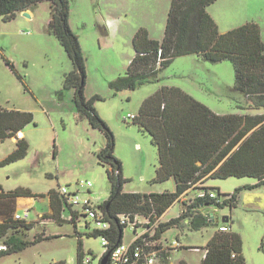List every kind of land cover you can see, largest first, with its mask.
<instances>
[{"label":"rangeland","instance_id":"1","mask_svg":"<svg viewBox=\"0 0 264 264\" xmlns=\"http://www.w3.org/2000/svg\"><path fill=\"white\" fill-rule=\"evenodd\" d=\"M170 2L65 0L68 24L84 56V96H97L93 106L113 134V154L121 163L123 192L149 194L175 189L172 179L152 181L158 163L157 148L147 132L131 119H124L129 113L136 115L142 101L161 86L179 87L217 114L261 112L241 108L242 98L233 89L235 71L230 60L212 62L201 54L173 57L160 71L158 81L142 83L135 89L115 90L110 85L125 74L134 55L132 38L139 28L147 29L154 39H162ZM209 6L207 11L215 15L220 32L253 21L260 26L264 41V0H215ZM30 15L20 12L8 21L0 18V109L30 111L34 117L33 123L22 129L29 144L26 154L0 162V192H31L33 196L16 198L12 207L18 213L28 209L33 227L19 235L37 241L20 252L0 257V264H52L60 260L77 264L79 242L83 256L90 257L91 264H99L106 247L100 235L91 232L101 227L86 217L80 206L71 208L77 211L74 221L68 207H64V221L40 218L35 222L39 213L48 218L52 212L48 192L58 191L61 186L87 194L86 188L77 183L89 180L92 186L87 195L96 203L105 201L110 193L107 171L111 165L97 157L106 143L105 135L79 114L74 90L63 88L64 76L72 64L50 32V2H38ZM16 139L0 141V161L13 151ZM203 184L220 196L239 189L236 205L219 207L218 215L230 216L228 225L241 237L246 263L264 264V184L257 185V179L249 176L209 177ZM3 200L0 210L11 202L7 197ZM181 208V202H174L159 220L177 217ZM221 223L219 218L218 225ZM217 228L210 224L199 229L170 227L162 232L161 241L163 245L179 241L180 247L172 253L173 264L181 258L188 264H201V248ZM131 238L130 228L124 227L123 242Z\"/></svg>","mask_w":264,"mask_h":264},{"label":"trees","instance_id":"2","mask_svg":"<svg viewBox=\"0 0 264 264\" xmlns=\"http://www.w3.org/2000/svg\"><path fill=\"white\" fill-rule=\"evenodd\" d=\"M40 1L43 0H0V18L8 21L17 13L31 11ZM47 1L50 2L51 10L48 23L50 32L62 45L72 64V69L64 76L63 88L74 90L73 101L77 111L92 127L100 129L106 138V143L97 153V157L100 162L111 165V169L107 171L111 187L108 198L97 207L109 222V228L94 229L91 232L94 236L107 237L109 244L105 253L123 242L125 226L120 224L119 216L130 214L132 217L138 214L145 221H149L145 224L148 227L174 202H181L180 194L195 181L203 184L209 177L249 176L257 179V185L264 184V41L260 26L256 22H245L220 32L207 11V6L215 0H171L161 40L150 37L147 29L142 27L135 32L132 38L134 55L125 74L110 83L115 90L135 89L142 83L158 81L160 71L173 57L201 54L212 62L230 60L235 71L233 89L242 98L241 108L258 109L261 112L217 114L181 88L161 86L142 101L138 113L131 120L141 131L149 134L151 142L157 148L158 163L152 181L172 179L175 189L173 192L149 194L123 192L121 163L113 154V134L93 106V99L97 96L88 99L84 96V56L77 36L68 24L65 0ZM5 61L10 64L7 59ZM33 119L30 111L0 109V141L17 138L15 148L1 163L26 154L29 144L25 138H19L16 134L33 123ZM238 192L239 189H235L230 194H223L224 199L221 202L209 196L196 198L188 204L182 201L177 217L166 222L159 220L152 233L146 234L147 248H160L163 244L161 234L170 227L183 230L185 227L199 229L209 225L202 212L203 207H232L238 202ZM21 196L33 195L28 189L0 192L1 204H4L5 197L11 199L9 205L0 210V239L4 245L0 249V257L20 252L37 241L19 235L33 227L31 221L13 218L16 211L12 206L16 198ZM48 197L52 212L48 218L42 214V219L64 221L62 212L65 211L64 207H68L70 214L72 213L71 220L74 221L77 214L57 190H50ZM229 220L230 216H226V221L220 224L227 225L229 230L220 231L218 225L206 245L201 248L204 251L201 264H247L242 252L241 237L230 229ZM39 221L38 218L36 224ZM164 252L167 264L169 247ZM82 257L83 251L79 242L77 264L81 263ZM52 264H64V261ZM179 264L186 263L181 260Z\"/></svg>","mask_w":264,"mask_h":264},{"label":"built area","instance_id":"3","mask_svg":"<svg viewBox=\"0 0 264 264\" xmlns=\"http://www.w3.org/2000/svg\"><path fill=\"white\" fill-rule=\"evenodd\" d=\"M134 114H127L124 119L134 118ZM17 137H21V132H17ZM81 188H86L87 194L90 193V188L92 186L91 181L81 180L77 183ZM58 194L64 198L67 204L71 206H77L82 208V213L91 220H94L98 226L101 227L100 230H106L109 228V222L105 220L104 214L97 207L98 204L95 202L92 196L80 193L79 190L69 191L65 186H61L58 190ZM204 196H209L216 201L221 202L224 197L219 196L212 189L206 188L200 181H195L191 186L182 192L179 196L180 201H185L187 204L192 203L196 198H201ZM215 210H218L217 206H205L203 207V214L206 216L207 221L210 223V215L214 214ZM77 214L76 210H73ZM72 214V213H71ZM70 214V216H71ZM29 211L24 210L22 213L15 212L13 218L15 220H25L28 221ZM40 215L38 218H40ZM160 218V217H159ZM159 218L150 224V226L145 227V219L135 214L131 217L130 214H125L119 216L120 224L125 227H129L132 232V238L128 242H122L116 245L109 251L107 258L108 264H166L165 252L167 250L166 245L160 248L149 249L146 234H151L154 226L159 221ZM220 231H228L229 227L225 224L219 225ZM101 243L106 247L109 244V240L106 236L101 235ZM171 248H178L180 246L178 240H172L168 245ZM4 248V245L0 244V249ZM107 249V248H106ZM80 264H91V258L88 256H83ZM168 264V263H167Z\"/></svg>","mask_w":264,"mask_h":264},{"label":"water","instance_id":"4","mask_svg":"<svg viewBox=\"0 0 264 264\" xmlns=\"http://www.w3.org/2000/svg\"><path fill=\"white\" fill-rule=\"evenodd\" d=\"M24 16L26 17H30V12L28 10L22 11L21 12ZM208 206V205H206ZM219 215H218V211L215 210L214 214L210 215V219L211 222L209 223L210 225H214V226H218V222H219ZM222 222H224L226 219L224 218H220ZM109 252H106L105 255L103 256V258L100 260V264H106L107 258H108Z\"/></svg>","mask_w":264,"mask_h":264},{"label":"crops","instance_id":"5","mask_svg":"<svg viewBox=\"0 0 264 264\" xmlns=\"http://www.w3.org/2000/svg\"><path fill=\"white\" fill-rule=\"evenodd\" d=\"M210 7V6H209ZM209 8H207V10H208ZM29 12H30V10H29ZM209 12V14L213 17V19L215 20V22H217V20L214 18L215 17V15H213V13H211L210 11H208ZM21 132V137L20 138H25V133H24V131L23 130H21L20 131ZM15 148V147H14ZM21 197H25V196H21ZM18 198V197H17ZM19 200V199H18ZM99 203H101V202H99ZM98 204V203H97ZM25 210H28L27 208L25 209ZM15 211H16V209H15ZM40 215H42L41 213H39L38 214V217L40 216ZM220 218H224V219H226V216H224V217H220ZM226 221V220H225ZM224 221V222H225ZM231 229V228H230ZM232 230V229H231ZM162 242V241H161ZM166 247H169L168 245H166ZM174 250H177V248H171V247H169V253H168V264H173V261L171 260V257H172V253H173V251ZM184 261L186 264H188L183 258H181L176 264H179V262L180 261Z\"/></svg>","mask_w":264,"mask_h":264},{"label":"clouds","instance_id":"6","mask_svg":"<svg viewBox=\"0 0 264 264\" xmlns=\"http://www.w3.org/2000/svg\"><path fill=\"white\" fill-rule=\"evenodd\" d=\"M14 138V137H13ZM20 138V137H19ZM16 139V138H15Z\"/></svg>","mask_w":264,"mask_h":264}]
</instances>
